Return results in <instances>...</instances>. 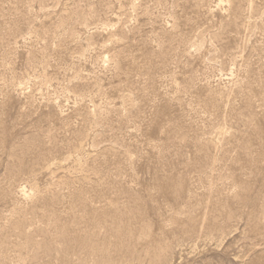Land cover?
Returning <instances> with one entry per match:
<instances>
[{
	"label": "rangeland",
	"instance_id": "1",
	"mask_svg": "<svg viewBox=\"0 0 264 264\" xmlns=\"http://www.w3.org/2000/svg\"><path fill=\"white\" fill-rule=\"evenodd\" d=\"M0 264H264V0H0Z\"/></svg>",
	"mask_w": 264,
	"mask_h": 264
}]
</instances>
